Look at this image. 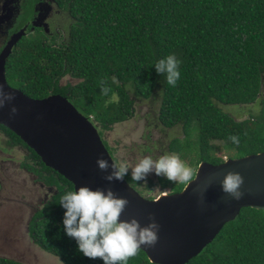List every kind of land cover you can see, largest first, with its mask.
Listing matches in <instances>:
<instances>
[{
  "label": "trees",
  "instance_id": "16d2710c",
  "mask_svg": "<svg viewBox=\"0 0 264 264\" xmlns=\"http://www.w3.org/2000/svg\"><path fill=\"white\" fill-rule=\"evenodd\" d=\"M71 16L66 41L51 43L43 34L26 36L9 55L8 83L28 96H66L104 131L131 119L137 99L160 105L156 122L166 128L182 125L184 137H174L169 150L193 169L225 161L217 142L239 158L264 151V0H57ZM174 54L181 61L175 87L165 85L152 65ZM70 76L73 82L62 84ZM103 88L108 91L104 93ZM260 101L259 114L237 119L220 104L249 105ZM6 145L25 149L22 165L44 185L54 187L35 211L29 233L43 250L65 264H103L80 253L62 225L60 200L75 190L65 176L47 166L14 131ZM236 136L238 143L229 137ZM5 150V149H4ZM142 195L151 181L125 177ZM163 190L180 192L188 183L158 177ZM0 264H25L0 256ZM128 264H157L139 249ZM186 264H264V210L244 207L216 238Z\"/></svg>",
  "mask_w": 264,
  "mask_h": 264
},
{
  "label": "water",
  "instance_id": "95a60500",
  "mask_svg": "<svg viewBox=\"0 0 264 264\" xmlns=\"http://www.w3.org/2000/svg\"><path fill=\"white\" fill-rule=\"evenodd\" d=\"M14 42L0 55V88L15 99L0 108V124L14 131L42 158L59 172L75 189H111L126 198L121 219L136 218L141 226L154 217L159 223L158 241L154 246L141 245L149 259L157 264H186L197 256L220 233L226 223L234 220L244 207L264 210V151L239 158H227L219 164L203 161L195 177L182 191L163 193L148 198L123 181L104 179L98 158L117 164L100 135L97 126L61 94L42 99L28 96L12 87L6 78V62ZM17 110L13 114L11 108ZM241 179L239 200L222 190L228 175Z\"/></svg>",
  "mask_w": 264,
  "mask_h": 264
},
{
  "label": "clouds",
  "instance_id": "9594fccd",
  "mask_svg": "<svg viewBox=\"0 0 264 264\" xmlns=\"http://www.w3.org/2000/svg\"><path fill=\"white\" fill-rule=\"evenodd\" d=\"M181 61L174 54H169L156 61L152 68L162 75L165 85L175 87L181 78ZM102 91L107 93V89ZM15 99L11 93L0 88V108ZM16 108L12 107L14 114ZM229 139L238 143L236 136ZM96 164L106 175L108 182L123 181L131 173V179L136 182H147L150 175L162 177L169 182H189L193 179V169L181 160L177 154H164L154 159L145 155L134 165L125 160L118 165L109 164L108 160L98 158ZM241 179L237 175H228L222 181V190L231 198L239 200L243 193L239 190ZM129 201L117 196L109 189H92L81 186L78 189L66 191L60 206L65 210L62 220L65 234L74 239L77 249L85 257L103 264H128L131 257L137 255L141 245L154 246L158 241L159 223L154 217H149L150 223L141 226L136 218L121 219V215Z\"/></svg>",
  "mask_w": 264,
  "mask_h": 264
},
{
  "label": "rangeland",
  "instance_id": "374dc122",
  "mask_svg": "<svg viewBox=\"0 0 264 264\" xmlns=\"http://www.w3.org/2000/svg\"><path fill=\"white\" fill-rule=\"evenodd\" d=\"M71 23L68 12L60 17L61 26L67 29ZM73 82L70 76L62 79V84ZM74 83V82H73ZM159 96L155 99H137L134 116L124 122L117 123L111 130L104 131V139L113 149L117 162L129 161L133 165L145 155L154 159L164 154H172L169 143L174 137H184L182 125L166 128L157 124L156 112L159 109ZM221 108L235 118L241 120L251 114H259L260 101L249 105L220 104ZM219 147L217 154L225 159L234 156L233 149L222 142H215ZM6 147V138L0 135V150ZM25 150L13 149L9 155L0 152V256L9 257L25 264H65L59 257L43 250L31 238L29 223L41 206V201L47 189L42 187L37 176L30 173L22 165L25 161ZM11 154V155H10ZM190 166V165H188ZM154 183L147 196L170 193V189L163 190L158 177L150 175L147 185ZM179 181V180H178Z\"/></svg>",
  "mask_w": 264,
  "mask_h": 264
},
{
  "label": "flooded vegetation",
  "instance_id": "af4514ba",
  "mask_svg": "<svg viewBox=\"0 0 264 264\" xmlns=\"http://www.w3.org/2000/svg\"><path fill=\"white\" fill-rule=\"evenodd\" d=\"M65 12L68 11L57 0H0V55L11 42L15 41L13 49L26 36L37 33L43 34L48 42L63 43L68 37L71 25L70 23L66 29L60 24V17ZM0 135H3L6 140L9 138L1 130ZM14 147L19 149L17 146ZM15 148L6 145L0 152L9 155ZM21 149L25 150L22 147ZM4 162L5 160L1 161L0 166H4ZM41 185L47 189L41 201L42 205L48 201L54 187L43 183Z\"/></svg>",
  "mask_w": 264,
  "mask_h": 264
}]
</instances>
